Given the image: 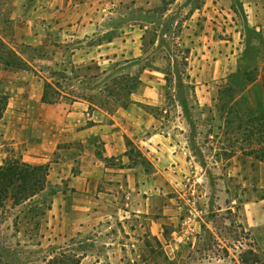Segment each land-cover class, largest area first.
<instances>
[{
    "label": "rangeland",
    "instance_id": "1",
    "mask_svg": "<svg viewBox=\"0 0 264 264\" xmlns=\"http://www.w3.org/2000/svg\"><path fill=\"white\" fill-rule=\"evenodd\" d=\"M72 1L107 14L104 24L77 48L81 55L88 52L97 59L103 51L110 61L75 65L73 75L65 71L71 79L53 76L62 66L70 69L71 50L25 43V23L34 6L16 13V5L14 31L4 29L6 42L20 51L22 45L32 48L24 58L39 64L35 71L43 85L46 79L59 83L64 92L95 97L94 103L103 102L101 108L111 113L130 105L131 96L100 91L112 88L114 79L122 81L147 69L136 93L155 87L159 101L139 103L152 123L137 137H167L176 149L174 156H144L152 165L151 177L175 202L177 214L168 233L185 235L167 264H264V249L243 225V205L264 198V78H259L264 73V0H176L167 10L170 0ZM110 40L108 48H96ZM114 50L122 55L113 57L109 52ZM88 66L94 70L87 71ZM95 75L100 76L93 81ZM0 154L1 168L6 161L22 159V145H6ZM18 186H0V264H51L55 258L54 264H70L74 256H88L84 264L163 261L155 237L147 239L149 248L141 245L136 256L107 259L111 229L64 232L49 211L42 215L60 188L49 185L27 199ZM16 194L24 201L15 202ZM152 251L159 257H151Z\"/></svg>",
    "mask_w": 264,
    "mask_h": 264
},
{
    "label": "crops",
    "instance_id": "2",
    "mask_svg": "<svg viewBox=\"0 0 264 264\" xmlns=\"http://www.w3.org/2000/svg\"><path fill=\"white\" fill-rule=\"evenodd\" d=\"M87 4L72 0L67 3L66 0H17L16 13L34 6L32 17L25 23L26 31L21 34L23 40L32 46L70 49V69L62 66V71L69 75L75 72V65L110 61L103 51L97 59L88 52L81 55L77 48L108 17L101 9L85 7ZM256 26L260 29L259 24ZM112 44L110 40L96 48L106 49ZM110 53L113 57L122 55L119 50ZM146 71L139 70L136 74L142 84ZM259 78H264V73ZM39 80L31 71L1 72L0 97L7 98V106L0 120V152L6 145H22L21 160L34 166H50L48 184L59 187L60 191L54 197L49 215L62 231L71 228L78 234L98 227L111 229L106 237L109 239L104 253L107 259L136 256L139 247L144 244V250L149 248L145 241L155 237L164 251L163 261L155 264L172 261L185 236L181 231L168 233L177 214L174 199L127 155L129 141L152 160L159 155H175L176 149L167 137H137L141 129L149 128L152 123L139 103H158L159 92H154L155 87H148L153 92H134L130 95V105L111 113L99 106L91 109L89 101L76 92H64L63 88H59L61 99L48 104L43 99V82ZM74 96L76 99L72 100ZM74 168H78L76 172ZM243 225L264 249V198L243 205ZM185 227L183 224V233ZM150 256L159 257L153 251ZM143 264H150V260Z\"/></svg>",
    "mask_w": 264,
    "mask_h": 264
},
{
    "label": "trees",
    "instance_id": "3",
    "mask_svg": "<svg viewBox=\"0 0 264 264\" xmlns=\"http://www.w3.org/2000/svg\"><path fill=\"white\" fill-rule=\"evenodd\" d=\"M176 0H170L168 5H165V10H167V6L174 4ZM167 4V3H166ZM16 7V0H0V74L3 70H12V71H31L35 75H38V72L35 71V68L39 66V64L35 63L33 59L25 60V53L27 49H32L30 46L22 45L24 50H17L15 46L10 45L6 42V35L4 29H8L9 31H14V21H13V13ZM87 71H93L92 66H88L85 68ZM98 69V68H97ZM44 70V69H42ZM106 74L105 71L102 72L101 75ZM52 75H56L61 79H68L65 71H57L52 73ZM100 75H95L92 77V80H97ZM71 79V78H69ZM123 81V82H122ZM114 79L113 80V87L109 88L106 91V88L102 89L100 92H109L110 96H114L113 94L119 93L117 96L120 95V92H126L128 95L133 94L138 90V88L142 85V81L139 75H127L123 79ZM59 83H51L48 80H44V101L48 104H55L61 99V94L59 90ZM108 88V87H107ZM125 95V94H124ZM121 95V97H125ZM80 98H84L90 102V108L93 109L95 106H99L94 103L95 97H85L80 95ZM120 97V96H119ZM75 96L72 100H75ZM99 107H102L103 102H100ZM7 106V98L0 97V120L3 117L4 110ZM126 105H121V107H127ZM128 145V152L127 155L135 164H141L145 169L147 174H150L149 166H152L151 163L146 159V157L139 151L133 148V144L129 141ZM138 159V160H137ZM5 166L0 168V186L2 188L10 189L13 186L19 184L18 188L21 189L23 192L27 193L26 198H32L42 192H44L48 187V175H49V167L48 165H38L34 166L21 160H9L4 162ZM1 192V189H0ZM15 198V202L24 201L22 199L17 198V194L13 196ZM26 199V200H27ZM51 204L46 207L43 211L42 215L46 216L47 212L51 210ZM39 208V207H38ZM41 208H39L40 210ZM158 244L161 243L158 241ZM250 255H256L253 251L249 252ZM65 254H62L64 257ZM55 260L51 261V264L56 262ZM70 264H81L82 259L74 256V259L71 260ZM170 262V261H169ZM172 263V262H171ZM68 264V263H64Z\"/></svg>",
    "mask_w": 264,
    "mask_h": 264
}]
</instances>
